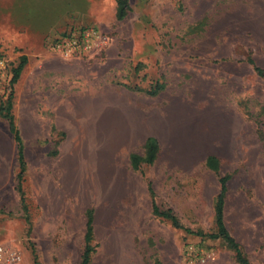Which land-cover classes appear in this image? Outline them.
<instances>
[{
  "label": "rangeland",
  "instance_id": "1",
  "mask_svg": "<svg viewBox=\"0 0 264 264\" xmlns=\"http://www.w3.org/2000/svg\"><path fill=\"white\" fill-rule=\"evenodd\" d=\"M127 3L121 21L113 0H0V93L26 57L11 86L24 210L0 118V243L22 264H34L32 255L38 264H80L91 209L89 264H188L186 246L209 254L200 264H236L206 236L215 231L217 175H227L225 228L249 264H264V76L244 62L250 54L264 69V0ZM69 23L98 27L100 52L79 60L52 53L44 39ZM154 83L161 89L145 94ZM147 136L156 159L132 171L127 155H140ZM207 155L217 158L216 173L204 166ZM148 181L182 230L152 216Z\"/></svg>",
  "mask_w": 264,
  "mask_h": 264
},
{
  "label": "trees",
  "instance_id": "2",
  "mask_svg": "<svg viewBox=\"0 0 264 264\" xmlns=\"http://www.w3.org/2000/svg\"><path fill=\"white\" fill-rule=\"evenodd\" d=\"M114 3V17L116 20H123L127 13L130 11L129 5L127 0H113ZM96 27L95 25H90L88 23L80 24V25H73V24H64L52 34L57 33L60 30H77L82 29L84 27ZM98 28V27H97ZM51 35V34H50ZM45 40V39H44ZM246 65H250L253 71L258 76H264V69L257 66L251 57V55H247L244 59ZM26 64V57L20 56L18 58V63L16 66L10 69V78L7 79L6 82V89L0 93V118H2L6 122V131L9 134L11 141L13 142V158H15V163L17 167V172L15 174V183H14V190L18 196V201L21 208L24 210L23 200H22V193L20 190V183L23 181V175L25 172V161L23 158L22 153V143L17 131V126L14 121L13 114L11 112V97H12V84L16 81L19 77L20 72L22 71L23 67ZM162 85L160 83H154L153 86L148 89L145 94L154 95L160 89ZM3 95V96H2ZM50 130H54V126H51ZM61 134V133H60ZM53 144L56 145V142ZM56 150H51L50 154L54 155ZM157 153V142L154 137L147 136L144 138L142 145H141V154L137 155L134 153H130L127 155L128 157V164L132 171H137L140 165H150L156 159ZM204 166L211 170L212 172L216 173L218 171V160L213 155H207L204 158ZM229 180V176L227 175H217V190L213 197L212 207H213V222L215 231L211 234L206 235L211 239H218L220 242L232 253V258L236 264H249L246 257H244L241 253L240 248L238 245L233 241L230 237L228 231L225 228L224 224V206H223V199L226 193V184ZM146 188V196L148 198L150 212L153 217L161 218L164 220L169 221L170 226L176 230H182V227L178 224L175 216L170 212V209H161L159 208L155 202L153 201V192L150 187V181L145 184ZM92 210L87 209L85 211V224H84V233L82 235V251L80 254V264H89V255L92 252V246H90L91 242V234H92ZM201 238V237H200ZM199 238V239H200ZM32 261L34 264H38L35 261V257L32 255Z\"/></svg>",
  "mask_w": 264,
  "mask_h": 264
},
{
  "label": "built area",
  "instance_id": "3",
  "mask_svg": "<svg viewBox=\"0 0 264 264\" xmlns=\"http://www.w3.org/2000/svg\"><path fill=\"white\" fill-rule=\"evenodd\" d=\"M105 37L99 32L97 27H84L77 30H60L48 36L44 43L47 48L59 57L79 60L90 59L98 54L105 45ZM7 74V61L0 57V82ZM182 258L188 264L203 263L208 258L204 250L184 247ZM0 264H22L20 256L12 248L0 243Z\"/></svg>",
  "mask_w": 264,
  "mask_h": 264
},
{
  "label": "crops",
  "instance_id": "4",
  "mask_svg": "<svg viewBox=\"0 0 264 264\" xmlns=\"http://www.w3.org/2000/svg\"><path fill=\"white\" fill-rule=\"evenodd\" d=\"M62 108H63V109L65 108V109H66L65 111L68 112V108H69V107L66 106V102H65V104H63V107H62ZM3 121H4V120H3ZM4 122H5V121H4ZM5 124H6V122H5ZM143 140H144V139H143ZM143 140H142V142H143Z\"/></svg>",
  "mask_w": 264,
  "mask_h": 264
}]
</instances>
